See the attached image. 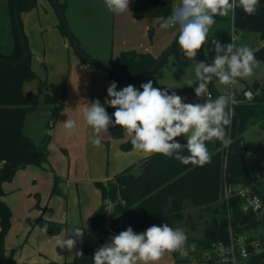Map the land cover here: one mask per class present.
<instances>
[{"label":"rangeland","instance_id":"374dc122","mask_svg":"<svg viewBox=\"0 0 264 264\" xmlns=\"http://www.w3.org/2000/svg\"><path fill=\"white\" fill-rule=\"evenodd\" d=\"M59 1L66 7V20L83 50L105 62L116 58L122 50L157 53L168 49L179 31L178 27L161 29L160 18L171 15L173 7L179 5L180 0H174L176 5L172 4V0H130L129 11L122 14L108 12L103 0ZM3 8L1 0L0 12ZM230 13L229 18L232 17ZM21 19L24 30L28 31L31 48L36 39L42 41L44 38L55 47L52 49L53 56L46 58L40 43V52L35 54L39 59L36 65L32 57L38 75L35 80L26 82L24 87L25 93L33 97L36 104L26 114L23 130L44 151L46 158L43 160L40 156V164L29 163L19 168L13 179L3 185V198L13 213L9 229L13 247L7 252L10 261L0 264H62L64 250H69L57 247L58 240L73 238V229L77 227L84 232L77 245L95 239L91 237L94 231L89 225L85 227V221L101 201L96 183L106 182L143 153L134 148L125 149L124 145L131 141V137L124 130L122 137H114L110 128L101 134L100 146H93L91 139L94 132L83 117V109L98 99L107 110V88L113 81L117 84V90L131 84L142 91L140 85L152 80L154 87H168L170 94L174 91L184 100L185 94L178 89L196 81L195 61L184 59L177 45L162 65L160 75L147 80L110 75L100 67L85 62L72 46L70 37L61 35L58 25L63 22L51 0H39L34 10L22 13ZM215 21L208 34L209 42L201 49L202 60L197 54V62H212L215 55L211 50L213 38L225 45L232 42L230 35H235L238 37L237 46L247 45L252 50L262 43L256 30L260 25L250 24L240 28L232 24V18H215ZM9 29L4 31V50H10L13 43ZM58 33L61 40L56 36ZM63 39H66V43ZM76 60L81 63H76ZM259 62L251 77L238 80L235 85L237 90H243L255 80H264V61ZM91 67L93 71H103L112 76V80H102L101 76L93 75ZM214 87L222 93L229 91L231 86L221 85L214 80ZM192 97H196L195 93ZM203 102L204 99L198 97L193 101ZM67 119L76 121L74 132L64 128L63 122ZM243 137L248 148L246 157L251 175L254 180L260 181L264 179V129L256 124L245 131ZM176 139L180 143L187 142L183 135ZM141 170L139 166L133 173L139 174ZM106 204L110 202L106 201ZM109 206L111 210L112 204ZM215 208V203L196 207L190 205L184 211L183 218L176 221L175 227L182 228L187 234L185 247H193L188 256L195 262L189 261L187 264H214V261L204 257L209 249L203 250L197 240L216 217ZM58 227L59 231L56 230ZM246 234L264 236V221L256 230ZM191 237H194L193 241ZM95 240L98 248L110 242V238L103 242Z\"/></svg>","mask_w":264,"mask_h":264},{"label":"trees","instance_id":"16d2710c","mask_svg":"<svg viewBox=\"0 0 264 264\" xmlns=\"http://www.w3.org/2000/svg\"><path fill=\"white\" fill-rule=\"evenodd\" d=\"M3 3L4 8L0 12V57L19 61L24 56V50L15 17L16 0H3ZM37 3L38 0H19L20 17L23 12L32 11ZM61 5L65 11V5L62 3ZM215 18H221V16L217 15ZM21 24L23 26L22 19ZM8 27L13 43L10 50H4V31ZM59 27L64 36H67L68 32L64 24H59ZM23 32L30 51L29 59L22 64L0 62V159L6 161L0 168V263L10 261L5 253V240L11 227L12 217V210L3 199L5 193L3 185L13 179L19 168L29 163L40 164V156L43 160L45 157L44 151L37 147L23 130L26 114L36 104L34 98L25 93V83L37 77L32 66V51L24 28ZM178 36L179 32L176 38ZM259 36L264 42V28L259 30ZM71 44L74 46L72 41ZM167 50L158 57L149 52L124 50L116 59H110L108 62L98 60L125 72H141L138 76L122 77L131 80H147L161 74V67L168 57L155 72L149 73L148 69ZM253 51L257 61H264V43ZM198 56L202 60L201 50ZM81 58L90 63L86 58L82 56ZM112 75L117 74L112 73ZM214 80L209 85L218 95ZM197 86L198 83L194 82L191 87L183 86L178 91L195 93L194 88ZM248 87L259 89V94L250 102L243 101L235 105L231 125L226 128L232 144L224 147L218 140L206 142L211 153L210 163L203 167L184 165L174 157L150 154L144 158L139 174L132 173V168L128 167L116 174L112 180L96 183L101 194V204L91 214L90 227L100 241L109 239L112 232L120 233L129 226L135 231L139 230L140 233L152 225L160 226L164 223L175 229L176 221L183 218L184 211L190 205L196 207L211 203L216 204L215 213L217 214L204 228L203 236L197 240L203 250L210 249L214 242L229 244L231 232L234 235H242L258 228L261 221L256 220L253 212L243 210L244 198L236 193L238 190L236 188L241 187L249 194L260 195L264 201V179L258 181L252 177L246 157L248 148L243 142V133L251 126L259 124L264 129V80H255ZM106 111L112 116L115 109L108 106ZM110 129L114 137L124 135L123 129L119 126L110 127ZM237 136H239L238 139H236ZM124 148L131 149L133 146L129 142L124 145ZM188 154L186 149L183 150L182 155ZM249 184L252 185V189L248 186ZM226 186L233 189V194L228 199L224 197ZM106 201L112 204L110 211ZM253 239H255L254 236L249 234L248 241ZM249 249L254 252L252 246H249ZM95 251L96 249L86 241L80 242L72 264H93ZM77 252H82L83 255H78ZM172 253L175 256L180 254ZM213 263L227 264L215 261ZM250 263L264 264V251L254 255ZM51 264L56 263L51 262Z\"/></svg>","mask_w":264,"mask_h":264},{"label":"clouds","instance_id":"9594fccd","mask_svg":"<svg viewBox=\"0 0 264 264\" xmlns=\"http://www.w3.org/2000/svg\"><path fill=\"white\" fill-rule=\"evenodd\" d=\"M103 3L112 14L129 11L130 0H103ZM258 4L259 0H180V4L173 7L171 15L160 18V28L178 27V48L184 59L195 61V83L198 86L194 92L204 102L185 103L174 91L170 94V88L154 87L152 80L140 85L142 91L131 84L117 90L116 82H110L106 103L115 109L112 116L98 99L83 109V117L94 132L91 139L93 146H100L102 133H106L110 127L119 126L131 137L130 142L135 150L174 157L184 165L200 167L211 162L206 142L218 140L224 147H229L232 139L226 128L231 125L234 115L231 105L236 101L231 92L213 99L209 84L215 78L221 85L235 86L239 79L251 77L260 62L250 47L237 46L238 37L235 35H230L232 42L225 45L211 39V50L215 55L210 64L197 62L195 58L209 42L208 34L216 23L217 15L228 16L237 7L248 15H254ZM257 94L247 91L244 96L250 102ZM63 124L69 132L77 128L73 119H67ZM48 134L51 135V132ZM182 135L187 141L183 145L176 139ZM185 149L189 153L186 156L182 155ZM249 203L254 211L261 207L259 197ZM83 235V230L77 227L73 229V238L58 240L56 246L71 251ZM186 242L185 231L180 227L174 229L167 223L152 225L141 233L134 232L129 226L111 236L110 242L94 252L93 264H158L165 253L187 255ZM77 254L83 255L82 252Z\"/></svg>","mask_w":264,"mask_h":264},{"label":"crops","instance_id":"0c3cea01","mask_svg":"<svg viewBox=\"0 0 264 264\" xmlns=\"http://www.w3.org/2000/svg\"><path fill=\"white\" fill-rule=\"evenodd\" d=\"M39 1V0H38ZM172 4L173 5H176L175 4V1L174 0H172ZM34 10V9H33ZM171 10V9H170ZM171 12V11H170ZM231 15H232V24L234 25H237V26H239L240 28H246V27H248V26H250V24H257V25H260V27L259 28H257L256 30L257 31H259L260 29H262V28H264V0H259V4H258V7H257V11H256V13L254 14V15H248V14H246L244 11H243V9L242 8H240V7H237L236 9H235V11H234V13H230ZM31 15L32 14H30V17H31ZM231 18H229V16H225V17H221V19H225V20H230ZM58 27H59V25H58ZM59 29H60V27H59ZM32 30V29H31ZM32 31H34V30H32ZM26 32V34H27V36H29V34L27 33L28 31H25ZM60 32H61V29H60ZM179 31H177V33H178ZM177 33L175 34V37H174V39L176 38V35H177ZM45 35V34H44ZM44 35H43V37H44ZM61 35L63 36V37H66V36H64V34L61 32ZM259 35V34H258ZM57 38L59 39V40H61L62 38H60V34L58 33L57 35ZM28 39H29V37H28ZM34 39V38H33ZM173 39V40H174ZM36 42H35V44L33 45V48H31V45H30V48H31V51H32V53L34 54L32 57H33V62H34V64L36 65V63H37V61H39V59H38V57L36 58V56H35V54H38L39 52H40V43L43 45V47H44V50H43V52H45L44 54H45V57L47 58V56H49V57H52L53 56V53H52V49H54L55 47H53L52 45L53 44H49L47 41H46V39L44 38L42 41H40V40H35ZM63 41L66 43V39H63ZM175 41V40H174ZM173 41V42H174ZM264 42L262 41V43L260 44V45H262ZM259 45V46H260ZM258 46V47H259ZM171 47V46H170ZM169 47V48H170ZM257 47V48H258ZM168 48V49H169ZM256 49V48H255ZM255 49H253V50H255ZM34 50V51H33ZM128 50H133V49H128ZM166 49H163V51H165ZM122 51H124V50H122ZM121 51V52H122ZM163 51H159V52H157V53H154V52H149V53H152L155 57H158V56H160L162 53H163ZM120 52V53H121ZM148 53V52H147ZM117 57H119V55L118 56H116V58ZM116 58H111V59H116ZM96 59H98V58H96ZM33 62H32V66H33ZM76 63H81V62H79L78 60H76ZM91 63V62H90ZM93 64V63H92ZM81 65H83V64H81ZM93 65H95V64H93ZM95 66H97V65H95ZM80 67V66H79ZM97 67H99V66H97ZM101 68V67H100ZM33 69L35 70V72L37 71V69H36V66H33ZM102 70H104V71H107V70H105V69H103V68H101ZM90 70H91V72H92V74L93 75H99V76H101V79L102 80H106V79H111L112 80V76H108V74L107 73H105V72H103V71H98V70H95V71H93L92 70V67L90 68ZM108 73H111V72H109V71H107ZM36 74H37V72H36ZM38 75V74H37ZM96 75V76H97ZM110 75H112V73L110 74ZM117 76V75H116ZM98 77V76H97ZM109 77V78H108ZM125 78V77H124ZM107 80V81H108ZM248 87V86H247ZM246 88V87H245ZM227 92V91H226ZM226 92H218V95L220 94H224V93H226ZM183 94H185L184 95V98L185 97H189V100L188 101H185V100H183L185 103H193V101L195 100V98L196 97H192V95H193V93H188V92H184ZM183 142V141H182ZM148 155H150V154H148V153H142V155L140 156V157H138V158H135L132 162H131V160L129 161V162H131V164L130 165H128L126 168H128V167H131L132 169H131V172L133 173L134 172V170L135 169H137L139 166H141L142 167V163H143V160H144V158L145 157H147ZM70 158V157H69ZM128 159H130V157L128 156ZM126 168H122L121 170H119L117 173H115L114 175H113V177L112 178H108V180H112L114 177H115V175L116 174H118L119 172H121V171H123V170H125ZM107 180V181H108ZM262 180V179H261ZM101 195V194H100ZM4 199V198H3ZM101 200V199H100ZM7 203V202H6ZM8 204V203H7ZM101 204V201H100V203L98 204V206ZM9 205V204H8ZM10 206V205H9ZM97 206V207H98ZM96 207V208H97ZM11 208V207H10ZM42 208V207H41ZM95 208V209H96ZM94 209V210H95ZM11 210H12V208H11ZM93 210V211H94ZM93 211L90 213V217H91V214L93 213ZM13 214V213H12ZM90 217H89V219H87L86 221H85V227L86 226H88L89 225V227H90ZM11 219H12V217H11ZM88 227V228H89ZM91 228V227H90ZM59 229H60V227H58L56 230L57 231H59ZM66 229V228H65ZM56 231V232H57ZM66 232H67V230H66ZM10 230H9V232H8V236H7V238H6V240H8L7 241V243H6V240H5V253H6V256H7V252H9L10 251V249L13 247V241H11V238H10ZM94 233V232H93ZM91 237H92V239H94V237H95V239H98L97 237H96V235H95V233L94 234H91ZM93 240V241H86L87 243H89L93 248H95L96 250L98 249V247L97 246H95V242H96V240ZM191 240L192 239H194V237H191L190 238ZM89 240V239H88ZM193 241V240H192ZM80 242V241H79ZM101 242V241H100ZM6 245H8V246H6ZM192 246H191V249L190 248H188V247H186V249H187V255H185V256H181L180 254L178 255V256H175L173 253H165L164 254V256L161 258V260L158 262V264H187L186 262H189V261H192V262H195V259H192L191 257H189L188 256V254H189V252H191V250H192ZM76 251H77V247H76V250L74 249V250H72L71 251V253L69 252V251H65L64 250V252H65V254H64V256H63V263L62 264H72V261L74 260V258H75V255H76Z\"/></svg>","mask_w":264,"mask_h":264},{"label":"built area","instance_id":"2783aa9c","mask_svg":"<svg viewBox=\"0 0 264 264\" xmlns=\"http://www.w3.org/2000/svg\"><path fill=\"white\" fill-rule=\"evenodd\" d=\"M209 91L212 95V98L215 99L218 95L213 92L209 85ZM247 91H251L254 94L259 93V89H252L249 87L244 88L243 90H237L235 86H231L229 91L235 98L236 103L234 105H231L233 108L234 114L235 110L234 107L236 104L247 101L245 99L244 93ZM225 94V93H224ZM241 95V97H239ZM256 95H254L255 97ZM185 101L189 100V97L184 98ZM234 116V115H233ZM233 119V118H232ZM232 122V121H231ZM5 160L0 159V168H2L5 164ZM237 194L242 196L244 198L243 202V210L244 211H251L254 213L256 220L261 221L263 224L264 221V201L258 194H249L247 190L244 189H238ZM233 194V189H231L229 186L225 187V194L224 197L228 199ZM255 197H259L261 201V207L260 209L254 211L253 205L249 202L253 200ZM110 205V204H109ZM108 205V210L110 211V206ZM136 233H140L138 231L133 230ZM119 233H112L113 235H117ZM249 235L248 234H242V235H234L231 232V240L229 244H225L223 242H214L212 244V247L209 249V253H206L204 257L206 259L214 260L217 263H227V264H251V260L254 255L258 254V252L264 251V236L260 237H254L255 239L248 241ZM249 246H252L254 249L250 251Z\"/></svg>","mask_w":264,"mask_h":264},{"label":"water","instance_id":"95a60500","mask_svg":"<svg viewBox=\"0 0 264 264\" xmlns=\"http://www.w3.org/2000/svg\"><path fill=\"white\" fill-rule=\"evenodd\" d=\"M55 6L57 7L58 13L61 17V20L68 32V35L70 37V40L72 41L76 51L78 52V54L84 58H86L87 60H89L91 63L111 72L117 75H121V76H127V77H134V76H138L141 72H125L116 68H113L111 66H108L104 63H102L100 60L91 57L90 55H88L83 48L81 47L78 39L75 37V35L73 34V32L71 31L69 24L66 20V16H65V12L64 9L60 3L59 0H53ZM15 17H16V23H17V27H18V31H19V36L21 38V44L24 50V56L21 60L19 61H13V60H8L6 58L0 57V62L2 63H8V64H22L24 62H26L29 59L30 56V51L28 48V44L27 41L25 39V35L23 32V26L21 24V17H20V13H19V0H16V4H15ZM177 41H178V37L175 39V41L173 42V44L171 45V47L158 59V61L150 68L148 69L149 73H153L156 71L157 68H159L162 63L164 62V60L169 57L170 53L174 50V48L177 46ZM239 136L236 137V139H238ZM251 189H252V185H248Z\"/></svg>","mask_w":264,"mask_h":264}]
</instances>
